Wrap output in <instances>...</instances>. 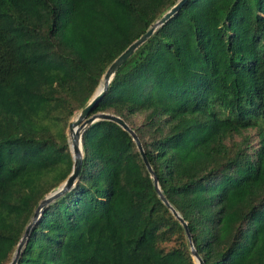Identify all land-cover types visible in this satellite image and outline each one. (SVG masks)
Instances as JSON below:
<instances>
[{
  "label": "trees",
  "instance_id": "1",
  "mask_svg": "<svg viewBox=\"0 0 264 264\" xmlns=\"http://www.w3.org/2000/svg\"><path fill=\"white\" fill-rule=\"evenodd\" d=\"M177 1L0 0V264L71 172L70 120ZM92 113L135 131L205 264H264V0H188ZM82 145L17 264H195L129 134L100 121Z\"/></svg>",
  "mask_w": 264,
  "mask_h": 264
},
{
  "label": "water",
  "instance_id": "2",
  "mask_svg": "<svg viewBox=\"0 0 264 264\" xmlns=\"http://www.w3.org/2000/svg\"><path fill=\"white\" fill-rule=\"evenodd\" d=\"M188 0H178L176 4L171 7L167 12H165L158 20H156L150 28L141 35L137 40L131 43L106 69L105 73L101 77V80L93 93L92 97L90 98L87 105L75 116V118L69 122L67 128V142L69 146V151L72 157V168L69 176L66 180L53 192L47 194L37 205L32 218L30 219L29 223L26 225L23 235L19 240L16 249L13 253L12 259L9 264H17L25 245L29 239L30 233L35 225L40 220L43 211L45 208L52 203L53 201L57 200L61 196L68 193L71 189H73L77 183L81 167H82V160H83V145H82V136L84 132L94 123L100 121H107L112 122L119 126L123 131L129 134L132 138V141L135 143L136 148L142 158L143 164L149 174V177L153 181V185L155 188V192L161 202L170 210L172 215L178 220V222L183 227L186 238L188 240L190 255L193 259L195 264H205L204 261L198 255L193 241L192 236L189 232L187 223L185 220L178 214V212L170 205L166 197L163 195L158 179L156 177L155 172L153 171L147 156L144 152L143 146L141 141L139 140L135 131L119 116L110 113H96L93 114V110L98 104V102L105 96L108 86L113 80L115 74L120 69L122 65L125 64L127 60H129L135 52L145 44L149 38L157 31L158 28L163 26L166 22H168L173 16H175L186 4Z\"/></svg>",
  "mask_w": 264,
  "mask_h": 264
},
{
  "label": "rangeland",
  "instance_id": "3",
  "mask_svg": "<svg viewBox=\"0 0 264 264\" xmlns=\"http://www.w3.org/2000/svg\"><path fill=\"white\" fill-rule=\"evenodd\" d=\"M77 114H78V113H77ZM77 114H76V115H77ZM76 115H75V116H76ZM75 116L70 120V122L75 118ZM66 132L68 133V131H66Z\"/></svg>",
  "mask_w": 264,
  "mask_h": 264
}]
</instances>
